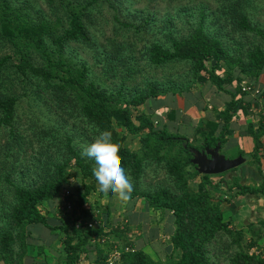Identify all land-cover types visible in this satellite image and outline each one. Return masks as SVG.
Segmentation results:
<instances>
[{
    "label": "trees",
    "instance_id": "obj_1",
    "mask_svg": "<svg viewBox=\"0 0 264 264\" xmlns=\"http://www.w3.org/2000/svg\"><path fill=\"white\" fill-rule=\"evenodd\" d=\"M42 1L49 15L29 1L14 6L13 0H0V263L23 264L27 226L47 225L39 206L71 178H78L76 199L65 196V202L72 203L61 226L66 264H79L78 253L91 241L99 247L93 264H107V251L113 245L103 249L109 244L104 241L126 229L107 223L106 206L92 212L88 196L98 185L91 173L92 161L81 155L83 146L107 131L119 147L117 156L133 185L130 197H142L154 211L168 210L174 216L170 240L180 255L167 257V264H214L219 259L226 264H264L261 252L249 251L264 238V217L247 225L252 235L244 241L246 230L229 227L223 220L222 203L230 199L215 197L208 189L223 180L199 174L190 162L192 150L200 147L131 109L161 95L187 92L193 84L209 82L223 90L233 81L240 82V74L255 79L264 70V28L249 15V0H216L210 10L201 1L192 21L180 6L175 17L169 14L159 24L153 12L132 13L126 8L127 3L142 0ZM176 17L181 28H176ZM248 35L257 42H241ZM225 38L238 43L232 49ZM72 45L85 50L91 63L69 55ZM136 52L143 65L136 64ZM181 64L186 72L178 76L179 86L175 79L144 77L146 69L152 74ZM233 69L238 74H231ZM220 71H225L224 76ZM236 90L240 96L244 93L240 87ZM236 94L214 120L196 130L204 145L221 147L237 110L249 107ZM23 102L33 105L24 108ZM250 134L254 148L249 156L260 171L257 155L264 116ZM133 136L139 140L137 151L126 145ZM150 173H164L166 180L152 186L146 182ZM191 181L197 182L195 188ZM227 191L231 197L254 194L264 199V176L254 186L233 179ZM88 220L93 223L90 227ZM118 264L159 262L142 250L127 249Z\"/></svg>",
    "mask_w": 264,
    "mask_h": 264
},
{
    "label": "crops",
    "instance_id": "obj_2",
    "mask_svg": "<svg viewBox=\"0 0 264 264\" xmlns=\"http://www.w3.org/2000/svg\"><path fill=\"white\" fill-rule=\"evenodd\" d=\"M243 77L241 78L243 79ZM245 80L247 79L245 78ZM247 81L258 90L259 94L242 93V104H249V107L246 110H237L230 121L231 132L225 143L219 147V149H227L229 146V148L236 149L234 156L229 159L241 156L243 161L231 170L212 175V180H223V182H220L216 188L208 187L215 197L230 199L229 202L223 201L222 203L223 220L228 222L229 227L234 228H247L248 224L255 223L259 218L264 217V199L262 197L254 194L231 197L232 193L227 191V183L233 179H237L240 184L254 186L261 183L264 176V134L260 137L262 146L257 155L260 171L256 169L249 156L254 148L250 130L256 128L264 116V70L255 79ZM232 85L233 82L226 85L223 90H218L213 84L207 82L198 87L196 92L189 90L182 93H168L149 99L131 109L134 114L148 115L154 126L160 129L165 128L170 133L183 135L198 147H200L199 145L206 146L196 130L202 128L205 121L214 120L215 114L225 109L226 104L231 101L237 91L234 88L235 85ZM235 96L241 97L238 94ZM172 122H176V124H172ZM188 128L192 130V133L187 132ZM219 131L220 127L215 130L214 136H217ZM126 145L132 151H137L140 146L139 140L135 136L128 139ZM69 183L73 187L71 190L72 199L75 200L77 197L76 187L79 183L77 180L75 182L70 180ZM66 186L67 184L64 186L65 189ZM190 186L196 187V185L193 187L191 182ZM99 192H92L90 199L92 198L96 205L108 208L107 223L126 229L125 232L110 234L107 239L109 241H105L109 244H104L105 246L101 241L103 249L113 245L121 250H142L158 262L159 257L170 253L176 258L179 257L180 251L173 250L170 240L175 228L174 216L171 211H154L146 205L142 197H129L128 200L122 201L116 195L108 196L106 193ZM66 200L60 190L39 206L41 213L46 218L47 225L35 223L27 226V248L23 264H66L63 245L65 233L61 229L65 217L61 207ZM88 203L91 204L89 200ZM111 226L106 227L105 231H108ZM78 254L79 264H93L99 255V247L94 241H91L86 243Z\"/></svg>",
    "mask_w": 264,
    "mask_h": 264
},
{
    "label": "rangeland",
    "instance_id": "obj_3",
    "mask_svg": "<svg viewBox=\"0 0 264 264\" xmlns=\"http://www.w3.org/2000/svg\"><path fill=\"white\" fill-rule=\"evenodd\" d=\"M13 1H15L13 3L14 6L23 5L25 3V1H29L34 6V8H38V9L42 10L43 12H45L48 15L50 14L49 8H47L45 6V4L43 3L42 0H13ZM201 1H202V5L208 7L209 10L210 9H214L216 7V5H217L216 0H170V1L169 0H159L156 4H153V3L148 4L146 1L142 0V1H137V2H133V3L132 2L131 3H127L126 8H128L129 11H131L132 13L139 12V10H141V9H143V12H145V11L153 12V13H155L156 17L158 18L156 24H159L162 21V19L165 18L169 14L172 15L173 17H175L176 16V12L180 10L179 7L181 6L183 14L185 16L188 14L190 20L192 21V20H196V13L198 11V8L200 6ZM190 7H191V9H190ZM248 8H249V15L251 16V18L256 23H258L261 27L264 28V0H249V7ZM174 23L176 24V28H181L182 25H183L182 22L180 20H178L177 17L174 19ZM225 40L227 42L226 44L228 46H230L231 48L236 46V43H238L237 39H236V41H234V43H233V41L229 40L228 38H225ZM246 40H248L249 42H257V40L255 38H252L250 35H248L247 37H244L241 40V42H244ZM139 46H137V47H139ZM243 46L246 47L247 43H244ZM69 55L74 56L75 60H79V59L82 58V59H86L87 61H89L91 63V58L87 54V52L85 50H83L82 48L76 46V45H72L71 46V48L69 49ZM139 56L140 55L137 52L134 54V57L137 58L136 64L143 65L144 61L142 59L140 60ZM95 70H96V72L98 71V69H95ZM229 71L232 72L231 74H235V75L238 74L237 73V69H235V70L233 69V70H229ZM185 72H186V66L181 64V65H175L174 67H170L169 69H165V70L158 69V71H156V72H154L152 74L150 72H148V70L146 69V72H144V74H145L144 77L157 79L159 81H162L165 78L172 79V80L175 79L174 80V82H175L174 85L175 86H179L180 85V81H179V77L178 76L181 75V74H184ZM224 73H225V71H220V74L222 76H224ZM240 75L243 77L242 74H240ZM8 76H9L10 79L13 78L11 74H9ZM243 81H245V77H243V79L240 80V82L233 81V85H235L234 88L241 87V84H242ZM5 82H9V80H6ZM190 86H191L190 90H193L194 92H196V90H198V87L194 86V84L190 85ZM6 90H7L6 86L2 88L3 92H5ZM19 92H21L20 89H19ZM31 105H33L31 102H23V107L24 108H26L28 106H31ZM160 111H162V109H160ZM172 124H176V122H172ZM117 130H120V128H117ZM187 132L188 133H192V130H190L188 128ZM184 133H186V132H184ZM199 146H200L201 149L203 148L202 147L203 145H199ZM219 152L223 153L222 155H224V157L226 159H229V158H232L234 156V154L236 153V149L229 148V146H227V149L226 148L225 149L221 148V149H219ZM73 172H75V171L73 170ZM148 176L149 177L146 178V182L149 181L152 186L156 185V183L163 182V180H166V177H165L164 173H159L158 175H154L153 173H150ZM75 180H77V182H78V178H71V182H75ZM69 184H67L66 189H69V191L71 192L73 187L71 185H69ZM191 184L194 187L197 184V182L191 181ZM97 191H99V190H96V192ZM99 193H101V192H99ZM90 196L91 195L88 196V200L92 204V209L91 210H92V212H94V210H96V208L98 209V207H97L98 205H96L94 203L95 201H93L92 198L90 199ZM87 206H88V204H87ZM261 218H263V217H261ZM261 218H259V219H261ZM145 219L147 220V218H145ZM145 219H143V221H146ZM143 221H142V223H143ZM242 229L246 230L247 228H242ZM251 235H252V232L246 230L244 241L247 242L248 238H250L249 236H251ZM258 244H259V248L258 249H263L264 250V238L262 240H260L258 242ZM249 251L253 252V251H251V249H249ZM122 252H123V250L121 251V253ZM169 256H171L172 259L176 258V257H174V255L172 256V253H170L169 255H163V256L159 257V259H158L159 260V264H167L166 263L168 261L167 257H169ZM214 264H226V261H224L222 259H219Z\"/></svg>",
    "mask_w": 264,
    "mask_h": 264
},
{
    "label": "clouds",
    "instance_id": "obj_4",
    "mask_svg": "<svg viewBox=\"0 0 264 264\" xmlns=\"http://www.w3.org/2000/svg\"><path fill=\"white\" fill-rule=\"evenodd\" d=\"M118 151L119 147L112 142L111 134L103 131L82 147L81 155L92 161L91 173L98 190L115 194L120 200L126 201L133 191V185L121 166Z\"/></svg>",
    "mask_w": 264,
    "mask_h": 264
},
{
    "label": "water",
    "instance_id": "obj_5",
    "mask_svg": "<svg viewBox=\"0 0 264 264\" xmlns=\"http://www.w3.org/2000/svg\"><path fill=\"white\" fill-rule=\"evenodd\" d=\"M190 162L195 166L199 174L217 175L239 166L243 159L238 156L234 159H226L219 153V145L202 149H193Z\"/></svg>",
    "mask_w": 264,
    "mask_h": 264
},
{
    "label": "built area",
    "instance_id": "obj_6",
    "mask_svg": "<svg viewBox=\"0 0 264 264\" xmlns=\"http://www.w3.org/2000/svg\"><path fill=\"white\" fill-rule=\"evenodd\" d=\"M240 88L243 92L251 93L254 95L259 94L258 90L251 83H249L247 80L242 82ZM62 193L64 196L71 195V192L65 188L62 189ZM61 210L63 213L70 212L72 210V203L70 201L65 202V204L61 207ZM86 224L88 227H90V226H92L93 223L88 220L86 222ZM257 246H259V244H257ZM257 246L251 247L250 248L251 251H253L255 253L261 252L263 254V257H264V250L258 249L259 247H257ZM121 251L122 250L118 247H115V246L110 247V250L108 251V256L106 258V263L107 264H118V261H119L120 256H121Z\"/></svg>",
    "mask_w": 264,
    "mask_h": 264
},
{
    "label": "flooded vegetation",
    "instance_id": "obj_7",
    "mask_svg": "<svg viewBox=\"0 0 264 264\" xmlns=\"http://www.w3.org/2000/svg\"><path fill=\"white\" fill-rule=\"evenodd\" d=\"M199 149H201V148H199Z\"/></svg>",
    "mask_w": 264,
    "mask_h": 264
}]
</instances>
